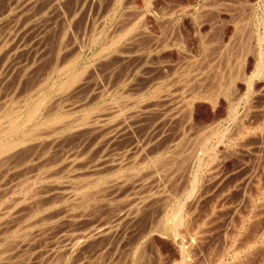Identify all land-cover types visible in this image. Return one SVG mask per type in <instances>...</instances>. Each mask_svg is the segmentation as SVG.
<instances>
[{"label":"rangeland","instance_id":"1","mask_svg":"<svg viewBox=\"0 0 264 264\" xmlns=\"http://www.w3.org/2000/svg\"><path fill=\"white\" fill-rule=\"evenodd\" d=\"M118 35L122 38L116 40ZM263 39L264 0H0V130L2 125H7L3 122H9L3 115L11 109V112L20 110L15 117L24 116L27 105L35 101L33 97L37 93L39 98H45L39 112L46 110L45 113L41 112L43 114L38 112L35 116L37 119L25 124L27 127L17 131L16 136L12 134L7 138H21L30 129L32 134H36L33 139L28 138L30 140L25 141L24 146L14 147L19 149L20 154L15 155L17 150L13 148L14 151L12 149L7 152L8 155L5 153L0 157V162L5 164L0 163V170L4 171H0V219L10 218L7 220L9 224L5 219L3 222L0 220V223L7 224H0V245H6V249L11 247L13 242L10 240L14 237L17 240L29 224L34 229H42L44 225L42 231L52 225L40 239L42 246L60 243L62 239L59 238L69 233V229L70 232L77 231L91 224L93 216H89L87 223L83 219L85 224L82 218L79 220L81 224L75 222L80 215L78 218L71 216L77 217L90 209L95 214H89L96 215L93 219H101L103 214L105 219L102 218V222L116 228L113 232L116 238L111 233V237L107 235L108 239L106 236L101 239L105 243L100 240L97 246L88 245L90 248L86 247V251H83V255L86 252L85 256H92L91 264H264V71L257 73L259 52L264 57ZM108 43L113 44L109 45L110 51H107ZM105 45L107 47H103ZM101 49L104 52L99 51ZM64 61L73 63L71 69L67 66L69 62L65 64ZM63 65L67 67L63 68ZM77 71L79 74L85 73L82 75L83 83H80L81 77L76 83L78 86L72 84L71 87L61 88L70 77V72ZM38 95L35 96L36 100L39 99ZM28 98L33 100L30 99V102ZM26 100L27 105L24 103ZM23 105L24 108L21 107ZM44 114L45 117L42 116ZM50 116H59V121L50 125L45 122L42 126L43 120ZM82 117L86 124L82 122ZM36 122H40L39 126ZM100 127L102 129L99 131ZM21 131L25 134H21ZM98 131H103L100 133L103 135L101 142L96 137L99 136ZM27 151L32 154H26ZM7 156L11 158H7L9 163L5 159ZM115 159L117 162H114ZM119 160L126 163L121 164L122 168ZM128 177L132 180L129 178L126 181ZM140 179L145 180L143 188ZM194 179L198 182L194 189L196 193L193 191L190 197L188 193ZM112 181L127 186V189L124 186L121 191L119 187L116 190L121 192L118 193L120 195L114 194V190L112 195L109 194L111 191L108 192L106 187L115 184ZM98 185L100 189H97ZM103 187L105 190H102ZM104 191L109 194L108 198L112 196L113 199L109 200ZM153 191H156V195ZM127 193L129 197L135 195L129 201H136L128 202ZM122 194L127 198V201L123 199L126 203L122 200ZM140 195L141 199L138 198ZM20 198H28V203ZM20 200L26 205L23 206ZM118 200L123 203L120 204ZM47 202L48 205H45ZM104 202L113 203L106 207ZM127 203H131L130 208L136 205L134 207L138 210L132 207L134 212L131 208L130 215L115 220L111 212L116 213L114 209L120 210ZM32 204H38L34 206L37 213ZM94 204L97 208L100 205L99 208H94ZM41 205L44 210L40 209ZM180 205L184 207L181 209ZM55 209L56 215L53 214ZM12 211L15 214H11ZM106 211L111 212L108 214ZM178 211H183L185 216L181 229L178 232L175 230L177 233L173 229V232L167 231L164 227H172V217ZM132 212L136 213L135 217ZM39 214L47 215L43 218ZM64 216L71 217H67V222L64 219V222ZM52 217L53 220L50 219ZM145 219H148V223ZM160 219L164 220L160 223ZM72 220L77 224H73ZM110 221L113 224L108 225ZM118 221H121L120 224ZM1 228L3 231L5 229V235ZM13 231L18 235H14ZM103 239L114 244L110 245ZM104 244L110 246L107 248ZM95 247L109 249L108 254L105 249L93 252ZM1 250L3 252L5 247H1ZM111 251L115 252L114 258L109 253ZM133 252L134 255L138 254L137 257L133 256ZM95 253L97 256H94Z\"/></svg>","mask_w":264,"mask_h":264},{"label":"bare ground","instance_id":"2","mask_svg":"<svg viewBox=\"0 0 264 264\" xmlns=\"http://www.w3.org/2000/svg\"><path fill=\"white\" fill-rule=\"evenodd\" d=\"M38 1V0H37ZM59 0H57V2H58ZM79 1V0H78ZM118 1V0H117ZM71 2V1H70ZM35 3V2H34ZM52 3V2H51ZM55 4V3H54ZM65 4V3H64ZM67 4V3H66ZM30 5V4H29ZM92 5V4H91ZM150 6V5H149ZM67 7V6H66ZM70 8V7H69ZM74 8V7H73ZM96 8V7H95ZM117 8V7H116ZM13 10V9H12ZM21 10V9H20ZM31 10V9H30ZM33 10H34V7H33ZM44 10V9H43ZM74 10V9H73ZM41 11V10H40ZM54 11V10H53ZM75 11V10H74ZM59 12V11H58ZM18 13V12H17ZM16 14V13H15ZM164 14V13H163ZM52 15H53V13H52ZM47 16V15H46ZM70 16V15H69ZM251 16V15H250ZM256 17V16H255ZM24 18V17H23ZM72 18V17H71ZM68 20V19H67ZM21 21V20H20ZM72 21V20H71ZM17 22H18V20H17ZM82 22V21H81ZM243 22H245V20L243 21ZM258 22V21H257ZM44 23V22H43ZM137 23H139V21L137 22ZM247 23V22H246ZM13 24V23H12ZM17 24V23H16ZM21 24V23H20ZM131 24V23H130ZM136 24V23H135ZM258 24V23H257ZM61 25V24H60ZM69 25V24H68ZM128 25V24H127ZM158 25V24H157ZM33 26V25H32ZM49 26V25H48ZM139 26H140V24H139ZM135 27V26H134ZM141 27V26H140ZM11 28V27H10ZM73 29V28H72ZM120 29H123V28H120ZM160 29V28H159ZM244 29H245V27H244ZM13 30V29H12ZM25 30V29H24ZM40 30V29H39ZM126 32H127V30L126 29H124ZM124 30H123V32H124ZM140 30H142V29H140ZM144 30V29H143ZM250 30V29H249ZM117 31V30H116ZM122 31V30H121ZM159 31V30H158ZM65 32V31H64ZM141 32V31H140ZM4 33V32H3ZM78 33V32H77ZM146 33V32H145ZM243 33V32H242ZM18 34V33H17ZM124 34V33H123ZM123 34H121V35H123ZM135 34V33H134ZM246 34V33H245ZM10 35V34H9ZM91 35H93V34H91ZM120 35V36H121ZM136 35V34H135ZM5 36V35H4ZM246 36V35H245ZM6 37V36H5ZM4 37V38H5ZM123 37H124V35H123ZM95 38V37H94ZM114 38V37H113ZM122 38V36L119 38V35H118V38H116V40H118V39H121ZM127 38H129V37H127ZM133 38V37H132ZM2 39V38H1ZM74 39V38H73ZM173 39V38H172ZM3 40V39H2ZM5 41H7L6 39H4ZM90 40H95V39H90ZM4 41V42H5ZM208 41V40H207ZM261 41H264V39L263 40H261ZM65 42V41H64ZM73 42V41H72ZM126 42V41H125ZM149 42H150V40H149ZM164 42V41H163ZM7 43V42H6ZM5 43V44H6ZM102 43V42H101ZM113 43V42H112ZM112 43H108V48H109V50H107V51H110V46H113V44ZM137 43V42H136ZM1 44V43H0ZM5 44H4V46H5ZM111 44V45H110ZM258 44V43H257ZM256 44V45H257ZM107 45V44H106ZM103 46V47H107V46ZM110 45V46H109ZM2 46V45H1ZM66 47V46H65ZM152 47H154V46H152ZM156 47V46H155ZM154 47V48H155ZM261 47V46H260ZM101 48V47H100ZM2 49V48H1ZM81 49V48H80ZM103 50H106V49H104V48H102ZM99 50V51H103V50ZM129 50V49H128ZM242 50V49H241ZM247 50H250V49H247ZM151 51V50H150ZM207 51V50H206ZM246 51V50H245ZM104 52V51H103ZM264 52V51H263ZM78 53V52H77ZM100 53H102V52H100ZM99 53V54H100ZM258 53V52H257ZM96 54V53H95ZM94 54V55H95ZM105 54V53H104ZM71 55V54H70ZM76 55V54H75ZM112 55V54H111ZM114 55V54H113ZM206 55V54H205ZM101 56V55H100ZM107 56V55H106ZM69 58V57H68ZM74 58V57H73ZM79 58V57H78ZM126 58V57H125ZM227 58V57H226ZM241 58V57H240ZM239 58V59H240ZM76 61V60H75ZM65 62V61H64ZM69 62V61H68ZM68 62H65V64L66 63H68ZM152 62V61H151ZM61 63V62H60ZM242 63V62H241ZM73 63L72 62H69V64L67 65V66H69L68 68H70L71 69V65H72ZM123 64V63H122ZM243 65V64H242ZM64 66L65 65H63L62 67L64 68ZM67 66H65V67H67ZM87 66V65H86ZM89 66H91V65H89ZM138 66V65H137ZM52 67V66H51ZM60 68L61 70L63 69V68ZM78 67V66H77ZM88 67V66H87ZM232 67V66H231ZM242 67V66H241ZM76 68V67H75ZM84 68V67H83ZM82 68V69H83ZM59 68H58V70H60ZM161 69V68H160ZM66 70V69H65ZM1 71V70H0ZM63 71V70H62ZM71 71H73V70H71ZM74 71H75V69H74ZM264 71V57H262V53H260L259 52V61L257 62V73L259 74V73H262ZM79 72H82V70H79ZM122 72V71H121ZM31 73V72H30ZM59 73H62V72H59ZM94 73V72H93ZM70 74L71 75H69L70 77L68 78V80L67 81H65L62 85H61V83H60V87L61 88H63V87H65L66 88V86H70V85H72V84H76V83H78L79 82V79L82 77V75L83 74H85V73H78V71H77V73H71L70 72ZM112 74V73H111ZM233 74V73H232ZM235 74H236V72H235ZM264 73H262V75H263ZM28 75V74H27ZM80 75V76H79ZM253 75V74H252ZM67 76V75H66ZM89 76V75H88ZM123 76V75H122ZM199 76V75H198ZM59 77V76H58ZM84 77H85V75H84ZM126 77V76H125ZM248 77H249V75H248ZM251 77V76H250ZM252 78H253V76H252ZM252 78H250V79H252ZM82 79V80H81ZM80 79V83H83L82 81H83V77ZM88 79V78H87ZM123 79H125V78H123ZM38 80V79H37ZM93 80V79H92ZM196 80V79H195ZM197 81V80H196ZM200 81V80H199ZM231 81V80H230ZM87 82V81H86ZM31 83V82H30ZM46 83V82H45ZM88 83V82H87ZM111 83V82H110ZM133 83V82H132ZM89 84V83H88ZM230 84V83H229ZM248 84H250V83H248ZM32 85V84H31ZM79 85V84H78ZM77 84H76V86H78ZM81 85V84H80ZM84 85V84H83ZM196 85V84H195ZM206 85H207V83H206ZM221 85V84H220ZM227 85V84H226ZM58 86V85H57ZM26 87V86H25ZM55 87V86H54ZM71 87V86H70ZM74 87V86H73ZM72 87V88H73ZM83 87V86H82ZM82 87H81V89H82ZM201 87V86H200ZM215 87V86H214ZM35 88V87H34ZM38 88V87H37ZM51 88V87H50ZM61 88H59V89H61ZM64 88V89H65ZM71 88V89H72ZM77 88V87H76ZM122 88V87H121ZM58 89V88H57ZM56 89V90H57ZM67 89H68V87H67ZM67 89H66V91H67ZM81 89H77V90H81ZM106 89V88H105ZM198 89V88H197ZM218 89V88H217ZM76 90V89H75ZM76 90V91H77ZM205 90V89H204ZM203 90V91H204ZM215 90V89H214ZM103 91V90H102ZM217 91V90H216ZM250 91V90H249ZM56 92V91H55ZM93 92V91H92ZM98 92H100V91H98ZM115 92V91H114ZM215 92V91H214ZM30 93V92H29ZM54 93V92H53ZM68 93V92H67ZM103 93V92H102ZM101 93V94H102ZM211 93V92H210ZM39 93H37L35 96H37ZM43 94V93H42ZM28 95V94H27ZM68 95V94H67ZM94 95V94H93ZM16 96V95H15ZM25 96V95H24ZM23 96V97H24ZM33 97V98H35L34 100V102L32 101L33 99L32 98H30V99H32V100H30L29 98L27 99V100H30V105L28 104V102H27V100L26 101H24V103L26 102V105L28 106L27 107V109H26V111H24L25 113H24V116L23 115H17L16 117H15V113H17V112H20V110L18 111H13L12 110V112H11V109H10V111H8L7 113H5L3 116L5 117V115H6V117L8 118V120H9V122H3V121H1V122H3L4 124H7V125H5V126H3L2 124V129L0 130V157L2 156V155H4L5 153H6V155H8V153L7 152H9V151H11L14 147L15 148H18L17 146H21V144H23V146L25 145L24 143H25V141H27V140H30V139H28V138H32L33 137V135H36V134H32L33 132L31 131V129H30V131H28V132H30V133H28L27 131H26V134L24 135L23 133H22V131L24 132V130H22L21 131V134H23L24 136L22 137V135H21V138H16V139H14V138H9V140L7 139L10 135H14L17 131H20L21 129H22V127H24L25 126V128L27 127L25 124H27L28 122L30 123L31 121H33V120H36L37 118L35 117L37 114H38V112L40 111V108L42 107V106H44V105H42L43 104V102L45 103V98H43V96L42 97H40L39 98V95H38V98L39 99H37L36 100V98L37 97ZM77 96V95H76ZM99 96V95H98ZM168 96V95H167ZM212 96V95H211ZM26 97V96H25ZM155 97V96H154ZM153 97V98H154ZM191 97V96H190ZM201 97H203V96H201ZM224 97V96H223ZM216 98V97H215ZM72 99V98H71ZM76 99V98H75ZM172 99V98H171ZM192 99V98H191ZM7 101V100H6ZM17 101V100H16ZM76 101V100H75ZM82 102H85V101H83L82 100ZM107 102V101H106ZM23 103V104H24ZM50 103V102H49ZM114 103L116 104V102L114 101ZM190 103V102H189ZM5 104H7V103H5ZM82 104V103H81ZM176 104V103H175ZM11 105V104H10ZM46 105V104H45ZM57 105V104H56ZM74 105V104H73ZM85 105H86V103H85ZM189 105V104H188ZM4 106H6V105H4ZM24 106L25 105H23V106H21V107H23L24 108ZM50 106V105H49ZM67 106V105H66ZM72 106V105H71ZM210 106V105H209ZM56 107V106H55ZM55 107H54V110H55ZM116 107V106H115ZM122 107V106H121ZM133 107V106H132ZM138 107V106H137ZM144 107V106H143ZM148 107V106H147ZM146 107V108H147ZM170 107V106H169ZM188 107V106H187ZM214 107V106H213ZM5 108V107H4ZM3 108V109H4ZM14 108V107H13ZM17 108V107H16ZM117 108V107H116ZM145 108V109H146ZM215 108V107H214ZM17 109H19V108H17ZM43 109H44V107H43ZM68 109V108H67ZM71 109V108H70ZM141 109V108H140ZM188 109H189V107H188ZM9 110V109H8ZM25 110V109H24ZM50 110H53V109H50ZM53 110V111H54ZM108 110V109H107ZM121 110V109H120ZM164 110V109H163ZM7 111V110H6ZM43 111V110H42ZM41 111V112H42ZM44 111H46V110H44ZM43 111V112H44ZM53 111H51V112H53ZM87 111H88V109H87ZM89 111H91V110H89ZM105 111V110H104ZM103 111V112H104ZM141 111V110H140ZM189 111H190V109H189ZM23 112V111H22ZM41 112H39V113H41ZM50 112V111H49ZM48 112V113H49ZM113 112V111H112ZM136 112V111H135ZM144 112V111H143ZM166 112V111H165ZM176 112V111H175ZM45 113V112H44ZM138 113V112H137ZM41 114H43V113H41ZM41 114H40V116H41ZM54 114V113H53ZM58 114H60L61 115V113H58ZM85 115H86V113H84ZM98 114V113H97ZM188 114V113H187ZM0 115H1V113H0ZM48 116H49V114H47ZM46 115V116H47ZM51 115V114H50ZM84 115V116H85ZM39 116V115H38ZM37 116V117H38ZM42 116H44L45 117V114L44 115H42ZM87 116V115H86ZM85 116V118L87 119V117ZM91 116V115H90ZM90 116H89V118H90ZM117 116V115H116ZM131 116H133V115H131ZM130 116V117H131ZM5 117V118H6ZM59 117V116H58ZM57 116H50V117H48V119L47 118H45L43 121L44 122H42L41 123V125L42 124H44L45 122H46V124L47 123H49V125L51 124V122H58L59 121V118H58ZM62 117V116H61ZM64 117V116H63ZM95 117H97V115L95 116ZM104 117V116H103ZM166 117V116H165ZM6 118V119H7ZM36 118V119H35ZM42 118V117H41ZM40 118V119H41ZM83 118V117H82ZM99 118V117H98ZM98 118H96V119H98ZM4 119V118H3ZM40 119H38V121L40 120ZM76 119V118H75ZM94 119V118H93ZM117 119V118H116ZM42 120H40V121H42ZM57 120V121H56ZM77 120V119H76ZM88 120V119H87ZM104 120V119H103ZM4 121H5V119H4ZM37 121V122H38ZM68 121V120H67ZM80 121V120H79ZM90 121H92V120H90ZM95 121V120H94ZM93 121V123H94V127L95 128H97L98 126L96 125L95 126V122ZM36 122V123H37ZM82 122H84V124H86L85 122H86V120H84V118H83V120H82ZM81 122V123H82ZM96 122H97V120H96ZM40 123V122H39ZM39 123H37L38 124V126H39ZM90 123V122H89ZM99 123V122H98ZM243 123V122H242ZM31 124V123H30ZM239 124V123H238ZM41 125H40V127H41ZM56 125V124H55ZM72 125V124H71ZM77 125V124H76ZM91 125H93V124H91ZM98 125H100V124H98ZM35 124L33 123V127H34V129H35ZM43 126V125H42ZM44 126H47V125H44ZM30 126H28V128H29ZM32 127V128H33ZM83 127H85V126H83ZM103 128H104V126H102ZM106 128H107V125L105 126ZM31 128V127H30ZM54 128V127H53ZM87 128V127H86ZM106 128H104V130L106 129ZM44 129V128H43ZM66 129V128H65ZM93 129V128H92ZM100 129H102L101 127L99 128V131H100ZM110 129V128H109ZM112 129V128H111ZM55 130V129H54ZM81 130V129H80ZM84 130H86V131H89V130H91L90 128H89V130L88 129H84ZM37 131H38V129H37ZM99 131H98V135L100 136H96V137H98L99 138V140L100 139H102L103 138V135L101 136L100 135V133H102L103 131H101L100 133H99ZM36 132V131H35ZM34 132V133H35ZM85 132V131H84ZM105 132V131H104ZM107 132V131H106ZM222 132V131H221ZM224 132V131H223ZM262 132V131H261ZM20 133V132H19ZM38 133H39V131H38ZM80 133V132H79ZM86 134H87V132H85ZM84 133V134H85ZM91 133V132H90ZM96 133V135H97V131L95 132ZM83 134V135H84ZM108 134V133H107ZM111 134V133H110ZM164 134V133H163ZM208 134V133H207ZM20 135V134H19ZM76 135V134H75ZM81 135V134H80ZM88 135H89V132H88ZM88 135H85L86 137L88 136ZM105 135V134H104ZM139 135V134H138ZM205 135V134H204ZM214 135V134H213ZM15 136H16V134H15ZM14 136V137H15ZM73 136H74V134H73ZM77 136V135H76ZM106 136V135H105ZM104 136V137H105ZM114 136V135H113ZM13 137V136H12ZM35 137V136H34ZM61 137V136H60ZM71 137V136H70ZM85 137V138H86ZM94 137V136H93ZM200 137V136H199ZM260 137V136H259ZM38 138H40V136H38ZM84 138V139H85ZM33 139V138H32ZM31 139V140H32ZM35 140L37 139V138H34ZM48 139V138H47ZM55 139V138H54ZM58 139V138H57ZM63 139V138H62ZM108 139V138H107ZM40 140H41V138H40ZM96 140H98L97 138L95 139V141ZM104 140V139H103ZM106 140V139H105ZM110 140V139H109ZM113 140V139H112ZM207 140V139H206ZM240 140V139H239ZM33 141V140H32ZM38 141V140H37ZM42 142H43V140H41ZM86 141V140H85ZM87 141H88V139H87ZM94 141V142H95ZM102 140H100V142H101ZM145 141V140H144ZM28 142V141H27ZM82 142V141H81ZM96 142H98V141H96ZM95 142V143H96ZM31 143V142H30ZM83 143H84V141H83ZM86 143V142H85ZM131 143V142H130ZM144 143V142H143ZM103 144H104V142H103ZM207 144V143H206ZM42 145H43V143H42ZM42 145H40V146H42ZM84 145V144H83ZM92 145V144H91ZM96 145H97V143H96ZM105 145V144H104ZM124 145V144H123ZM148 145V144H147ZM20 146H19V148H20ZM37 146V145H36ZM40 146L38 147V148H40ZM49 146V145H48ZM52 146H53V144H52ZM82 146V145H81ZM120 146V145H119ZM29 147V146H28ZM44 148H45V146H43ZM43 147H42V149H43ZM83 147V146H82ZM145 147V146H144ZM14 148V149H15ZM22 148V147H21ZM25 148H26V146H25ZM37 148V147H36ZM35 148V149H36ZM48 148V147H47ZM56 148V147H55ZM87 148H89L88 146H87ZM94 148V147H93ZM162 148V147H161ZM160 148V149H161ZM14 149H13V151H14ZM23 149V148H22ZM20 150V151H23V150ZM31 149H33V147L31 148ZM66 149V148H65ZM78 149H79V147H78ZM85 149V148H84ZM156 149V148H155ZM169 149V148H168ZM15 150H17L16 152L17 153H15V155L16 154H20V152L18 153V150L19 149H15ZM52 150V149H51ZM129 150V149H128ZM138 150V149H137ZM202 150V149H201ZM50 151V150H49ZM141 151V150H140ZM139 151V152H140ZM147 151V150H146ZM45 152V151H44ZM121 152V151H120ZM142 152H143V150H142ZM154 152V151H153ZM12 153V155H13V152H11ZM29 153V151H27V153L26 154H28ZM31 153V152H30ZM29 153V154H30ZM110 153V152H109ZM108 153V154H109ZM135 153H136V151H135ZM141 153V152H140ZM32 154V153H31ZM45 154V153H44ZM118 154V153H117ZM143 154V153H142ZM167 154V153H166ZM23 156L25 155V153L24 154H22ZM21 155V156H22ZM48 155V154H47ZM139 155H141V154H139ZM18 156H20V155H18ZM32 156V155H31ZM42 156H46V155H42ZM145 156V155H144ZM147 156V155H146ZM208 156V155H207ZM215 156V155H214ZM11 157V156H10ZM30 157V156H29ZM100 157V156H99ZM102 157H103V155H102ZM137 157V156H136ZM153 157V156H152ZM216 157V156H215ZM5 158V157H4ZM3 158V159H4ZM7 158H9L8 156L5 158L6 160H8ZM13 158V157H12ZM27 158V157H26ZM39 158V157H38ZM58 158V157H57ZM135 158V157H134ZM139 157H137V159H138ZM144 158V157H143ZM142 158V159H143ZM162 158V157H161ZM213 158V157H212ZM211 158V159H212ZM1 159V158H0ZM2 159V160H3ZM10 160H11V158H9ZM17 159V158H16ZM28 159V158H27ZM30 159V158H29ZM28 159V160H29ZM47 159V158H46ZM64 159V158H63ZM103 159V158H102ZM122 159V158H121ZM132 159V158H131ZM141 159V160H142ZM198 159V158H197ZM36 160V159H35ZM75 160V159H74ZM99 160H101V159H99ZM116 160V159H115ZM141 160H139V161H141ZM150 160H151V158H150ZM162 160V159H161ZM165 160V159H164ZM209 160H210V158H209ZM213 160H214V158H213ZM26 161V160H25ZM49 161V160H48ZM47 161V162H48ZM120 161V160H119ZM119 161H118V163H119ZM124 161V160H123ZM127 161V160H126ZM131 161V160H130ZM130 161H129V164H130ZM135 161V160H134ZM6 162H10L9 160L8 161H6ZM24 162V161H23ZM38 162H40V161H38ZM37 162V163H38ZM114 162H117V160L116 161H114ZM114 162L112 161V166L114 165ZM121 163H120V166H121V164L123 165V163L124 162H122V161H120ZM137 162V161H136ZM213 162H215V161H213ZM1 163V162H0ZM15 163V162H14ZM27 163V162H26ZM30 163V162H29ZM46 163V162H45ZM135 163V162H134ZM153 163V162H152ZM179 163V162H178ZM1 164H3V166L5 165L4 163H1ZM13 164V163H12ZM19 164V163H18ZM18 164H16V165H18ZM21 164V163H20ZM25 164V163H24ZM41 164V163H40ZM100 164V163H99ZM103 164V163H102ZM110 164V165H111ZM126 163H124V165H125ZM128 164V163H127ZM138 164V163H137ZM150 164V163H149ZM203 164V163H202ZM106 165V164H105ZM104 165V166H105ZM159 165V164H158ZM1 166V165H0ZM11 166V165H10ZM10 166H9V168H10ZM40 166V165H39ZM115 166H117V164H115ZM160 166V165H159ZM165 166V165H164ZM167 166V165H166ZM208 166V165H207ZM103 167V166H102ZM118 167H119V165H118ZM129 167V166H128ZM6 168H8V167H6ZM89 168H90V166H89ZM108 168V167H107ZM116 168V167H115ZM120 168H122V166L120 167ZM141 168V167H140ZM143 168V167H142ZM168 168V167H167ZM170 168V167H169ZM263 168V167H262ZM0 169H1V167H0ZM119 169V168H118ZM138 169V168H137ZM149 169V168H148ZM165 169V168H164ZM171 169V168H170ZM253 169V168H252ZM4 170H5V172L7 171L5 168H4ZM17 170V169H16ZM52 170V169H51ZM96 170H98V169H96ZM150 170V169H149ZM148 170V171H149ZM160 170H161V168H160ZM167 170V169H166ZM256 170V169H255ZM1 171V170H0ZM103 171V170H102ZM144 171V170H143ZM151 171V170H150ZM155 171H156V169H155ZM1 172H3L4 173V171H1ZM0 172V173H1ZM26 172V171H25ZM135 172V171H134ZM145 172V171H144ZM158 172V171H157ZM165 172V171H164ZM198 172V171H197ZM250 172V171H249ZM11 173V172H10ZM118 173H119V170H118ZM160 173V172H159ZM161 173H163V172H161ZM169 173V172H168ZM172 173H176V172H172ZM171 173V174H172ZM23 174V173H22ZM122 174V173H121ZM131 174V173H130ZM136 174H140V173H136ZM135 173H134V175H136ZM146 174V173H145ZM164 174V173H163ZM162 174V175H163ZM170 174V175H171ZM46 175V174H45ZM115 175H116V173H115ZM125 175H126V173H125ZM131 175H133V174H131ZM131 175H129V176H131ZM159 175V174H158ZM166 175H167V173H166ZM205 175V174H204ZM255 175H256V173H255ZM264 175V174H263ZM114 176V175H113ZM119 176V175H118ZM138 176V175H137ZM140 177H142L141 175H139ZM147 176V175H146ZM169 176V175H168ZM167 176V177H168ZM258 176V175H257ZM38 177V176H37ZM100 177V176H99ZM108 177V176H107ZM111 177H112V175H111ZM125 177V176H124ZM133 177V176H132ZM135 178H136V176H134ZM143 177H145L144 176V174H143ZM161 177V176H160ZM261 177V176H260ZM96 178V177H95ZM109 178V177H108ZM107 178V180H109ZM114 178H117V177H114ZM113 178V179H114ZM130 177H128V178H126V181L128 180H130L129 179ZM135 178H133V180L135 179ZM156 178V177H155ZM162 178V177H161ZM169 178V177H168ZM167 178V179H168ZM196 178V177H195ZM252 178V177H251ZM257 178V177H256ZM87 179V178H86ZM97 179V178H96ZM111 179V178H110ZM118 179H119V177H118ZM117 179V180H118ZM122 178H120V180H121ZM137 179H138V177H137ZM145 179V178H144ZM146 179H147V177H146ZM171 179V178H170ZM173 179V178H172ZM53 180H55V179H53ZM132 180V179H131ZM154 180V179H153ZM246 180V179H245ZM94 181V180H93ZM99 181L101 182V183H103L100 179H99ZM104 181V180H103ZM121 181H123V179L121 180ZM145 180H143V179H140V182H142L141 184H143V186H142V188L144 187V182ZM173 181V180H172ZM179 181V180H178ZM258 181V180H257ZM261 181V180H260ZM99 182V185L101 184ZM104 182H106V181H104ZM109 182H111L110 180H109ZM108 181L106 182L107 184L109 183ZM113 183H115L114 181H112ZM118 182V181H117ZM124 182V181H123ZM133 182H135V181H133ZM137 182V181H136ZM147 182V181H146ZM161 182H163L162 181V179H161ZM175 182V181H174ZM251 182H252V180H251ZM263 182V181H262ZM120 183V182H119ZM178 183V182H177ZM183 183V182H182ZM198 182H197V180L196 179H194V181L192 182V184H191V187H190V190H189V188L187 189V191L189 190V193H188V195H190V197L192 196V193H194L195 191H194V189L196 188L195 186H196V184H197ZM246 183V182H245ZM98 184V183H97ZM121 184V183H120ZM128 184V183H127ZM132 184V183H131ZM138 185H140L139 184V182L137 183ZM146 184V183H145ZM172 184V183H171ZM83 185V184H82ZM99 185H98V187H97V189L99 188L100 189V187H99ZM123 185V184H122ZM133 185V184H132ZM136 186V187H139V186ZM166 185V184H165ZM168 185V184H167ZM182 185V184H181ZM202 185V184H201ZM247 185V184H246ZM249 185V184H248ZM258 185V184H257ZM97 185H95L94 187H96ZM105 186V185H104ZM125 186V185H124ZM124 186H121V185H119L118 183H115V184H113V185H111V186H109V187H106L107 189V191L108 192H110L109 194H111L112 195V191L114 190V194H115V192L118 194L119 192H117V190L116 189H118L119 187H121L120 188V190L122 189V187H124ZM160 186H162V185H159V187ZM186 186V185H185ZM241 186V185H240ZM56 187V186H55ZM58 187V186H57ZM93 187V188H94ZM131 187V186H130ZM136 187H134L135 189H137ZM140 187H141V185H140ZM147 187V186H146ZM158 187V186H157ZM235 187V186H234ZM33 188V187H32ZM36 188V187H35ZM41 188V187H40ZM87 188V187H86ZM93 188H92V190H93ZM104 189H102V190H105V187H103ZM131 188H133V186L131 187ZM261 188V187H260ZM45 189V188H44ZM56 189V188H55ZM125 189H127V186H125ZM134 189V190H135ZM264 189V188H263ZM34 190V189H33ZM48 190V189H47ZM82 190V189H81ZM102 190H98V191H102ZM116 190V191H115ZM124 190V189H123ZM130 190H133V189H130ZM141 190V189H140ZM184 190V189H183ZM185 190H186V188H185ZM196 190V189H195ZM244 190V189H243ZM243 190H242V192H243ZM247 190V189H246ZM35 191V190H34ZM38 191V190H37ZM91 190H89V192H90ZM94 191V190H93ZM96 192H98L97 190H95ZM107 191H104V193H107ZM122 191V190H121ZM125 191V190H124ZM136 191V190H135ZM134 191V192H135ZM143 191V190H142ZM160 191V190H159ZM194 191V192H193ZM33 192V191H32ZM45 192V191H44ZM43 192V193H44ZM48 192V191H47ZM74 192V191H73ZM87 192V191H86ZM88 192V193H89ZM96 192L94 193V194H96ZM127 192V191H126ZM125 192V193H126ZM129 192V191H128ZM154 192H156V191H153V193ZM244 192H245V190H244ZM260 192V191H259ZM60 193V192H59ZM78 193V192H77ZM87 193V194H88ZM91 193V192H90ZM100 193V192H99ZM121 193V192H120ZM141 193V192H140ZM147 193V192H146ZM150 193V192H149ZM196 193V192H195ZM36 194V193H35ZM92 194V193H91ZM109 194L107 193V198L109 197ZM129 193H127L126 195H128ZM243 194V193H242ZM246 194V193H245ZM28 195H31V194H28ZM32 195H34V193L32 194ZM46 195V194H45ZM74 195V194H73ZM90 195V194H89ZM102 195H103V192H102ZM105 195V194H104ZM118 195H120V194H118ZM130 195V194H129ZM129 195H128V197H129ZM154 195H156L155 193H154ZM255 195V194H254ZM41 196V195H40ZM98 196V195H97ZM97 196H95V197H97ZM121 196H123V194L121 195ZM132 196V195H131ZM131 196L128 198V202H131V201H133V200H131V201H129V199L131 198ZM133 196H135V195H133ZM132 196V197H133ZM142 195H140V196H138V198L139 197H141ZM145 195H143V197H144ZM149 196V195H148ZM153 196V195H152ZM160 196V195H159ZM185 196H187L186 194H185ZM246 196V195H245ZM244 196V197H245ZM263 196V195H262ZM34 197V196H33ZM50 197V196H49ZM67 197V196H66ZM94 197V196H93ZM92 197V198H93ZM117 197H119V196H117ZM124 197V196H123ZM37 198V197H36ZM47 198V197H46ZM68 198V197H67ZM70 198V197H69ZM81 198H82V196H81ZM80 198V199H81ZM106 198V197H105ZM107 198H106V200H107ZM115 198V197H114ZM142 198V197H141ZM141 198H139V199H141ZM145 198V197H144ZM151 198V197H150ZM164 198V197H163ZM170 198V197H169ZM168 198V200H170ZM248 198V197H247ZM20 199H22V198H20ZM54 199V198H53ZM61 199V198H60ZM104 199V198H103ZM109 200H111V199H113L112 198V196H111V199L110 198H108ZM125 200L126 199V201H127V198L126 197H124V198H122V200ZM137 199V198H136ZM138 199V200H139ZM148 199V198H147ZM165 199V198H164ZM188 199V198H187ZM251 199V198H250ZM263 199V198H262ZM261 199V200H262ZM22 200H24L25 201V203H26V201H28V198H27V200H25V199H22ZM35 200V199H34ZM38 200V199H37ZM77 200V199H76ZM79 200V199H78ZM82 200V199H81ZM80 200V201H81ZM98 200V199H97ZM106 200H105V202H106ZM123 200V201H124ZM144 200V199H143ZM159 200V199H158ZM30 201V200H29ZM53 201V200H52ZM57 201V200H56ZM75 201V200H74ZM73 201V202H74ZM79 201V202H80ZM98 201H101L100 199L98 200ZM119 201V200H118ZM118 201H115V203H117ZM123 201H119V203L121 204V203H123ZM126 201H124L125 203H126ZM134 201H136V200H134ZM133 201V202H134ZM185 201V200H184ZM244 201V200H243ZM19 202H21V200L19 201ZM46 202V201H45ZM51 202V201H50ZM94 202H96V201H94ZM102 202V201H101ZM104 202V203H105ZM138 202V201H137ZM136 202V203H137ZM150 202H152V201H150ZM170 202H171V200H170ZM191 202V201H190ZM258 202V201H257ZM16 203H18V202H16ZM22 203V205L23 204H25V203H23V202H21ZM28 203V202H27ZM26 203V204H27ZM31 203V202H30ZM33 203V202H32ZM37 203V202H36ZM62 203V202H61ZM81 203V202H80ZM79 203V204H80ZM113 203V202H112ZM112 203H110V204H112ZM124 203V204H125ZM25 204V205H26ZM34 204H35V201H34ZM51 204H53V203H51ZM51 204H49L50 205V207H51ZM55 204H56V202H55ZM59 204V203H58ZM81 204H85V203H81ZM91 204H92V202H91ZM90 204V205H91ZM96 204V203H95ZM94 204V205H95ZM101 204V203H100ZM107 204H109V203H105V205H106V207L108 206ZM109 204V207L111 206ZM118 204V203H117ZM120 204L118 205V206H120ZM135 204V203H134ZM146 204V203H145ZM149 204V203H148ZM19 205H20V203H19ZM25 205H23V206H25ZM31 205V204H30ZM33 205V204H32ZM43 205V204H42ZM41 205V208L40 209H42L43 208V206ZM45 205H48V202H47V204H45ZM57 205V204H56ZM55 205V206H56ZM76 205H77V203H76ZM87 205V204H86ZM85 205V206H86ZM102 205V204H101ZM116 205V204H115ZM151 205V204H150ZM164 205H166L165 203H164ZM167 205H168V203H167ZM178 206H179V204H177ZM18 206V205H17ZM34 206H38V204L37 205H33V207ZM54 206V205H53ZM52 206V207H53ZM68 206H69V201H68ZM79 206V205H78ZM84 206V207H85ZM100 206V205H99ZM99 206H98V208H99ZM114 205H112V207H113ZM122 207H123V205H121ZM130 206H131V203H130V205L127 203V206L125 205V207H123V208H121L120 210H115L114 209V211L116 212V213H114V212H111V213H113L112 215H114V219L116 220V219H123V217H125V216H127V215H130L131 213H129L130 211H129V209H131L132 207H136V205H132V207L130 208ZM139 206V205H138ZM144 206V205H143ZM175 206V205H174ZM190 206H192V205H190ZM16 207V206H15ZM20 207V206H19ZM28 207H30L29 205H28ZM28 207H26L27 209H28ZM46 207V206H45ZM48 207V206H47ZM60 207V206H59ZM63 207V206H62ZM65 207H67V204H66V206ZM102 207V206H101ZM103 207H104V205H103ZM106 207H105V209H106ZM134 207V209H137V208H135ZM180 207H181V209H182V207H184L183 205H180ZM248 207H250V206H248ZM261 207V206H260ZM24 208V207H23ZM22 208V209H23ZM35 208L36 207H34L33 208V210L36 212V210H35ZM49 208V207H48ZM57 208H58V205H57ZM56 208V209H57ZM71 208V207H70ZM72 208H74V207H72ZM78 208V207H77ZM94 208H97V205H95L94 206ZM97 208V209H98ZM114 208H116V207H114ZM143 207H141V209H142ZM146 208V207H145ZM163 208V207H162ZM161 208V209H162ZM166 208V207H165ZM176 208V207H175ZM246 208V207H245ZM47 209V208H46ZM45 209V210H46ZM56 209L53 211V214H54V212H56ZM64 209V208H63ZM67 209V208H66ZM81 209H82V207H81ZM86 209V208H85ZM91 209H93L92 207H91ZM103 209V208H102ZM107 209H110V208H107ZM113 209V208H112ZM119 209V208H118ZM133 208H132V211L134 210ZM158 209V208H157ZM167 209V208H166ZM173 209H174V207H173ZM187 209H189V208H187ZM21 210V209H20ZM24 210V209H23ZM32 210V211H33ZM43 210H44V208H43ZM42 210V211H43ZM57 210H59V209H57ZM65 210V209H64ZM89 210V211H88ZM94 210V209H93ZM138 210V209H137ZM137 210H135L136 212H137ZM147 210V209H146ZM170 210H172V209H170ZM179 210H180V208H179ZM190 210V209H189ZM201 210V209H200ZM260 210V209H259ZM38 211H40V210H38ZM48 211H50V210H48ZM51 211H52V209H51ZM66 211V210H65ZM64 211V212H65ZM92 211V210H91ZM90 211V209H86L84 212H82L81 214H78L77 215V217H75L74 215H71V216H73L74 218H78V216H79V218L78 219H76V221L75 222H80V224H81V221H79L80 220V218H82L81 220L83 221V224H85L84 223V220L83 219H86L85 221H86V223L88 222L87 221V219L89 218V216H93L94 218H95V216L93 215V214H95V213H93V212H91ZM156 211V210H155ZM173 211V210H172ZM175 211H177V209L175 210ZM194 211V210H193ZM10 212V211H9ZM9 212H7V213H9ZM13 212V211H12ZM29 212H30V210H29ZM41 212V211H40ZM39 212V213H40ZM59 212V211H58ZM62 212H63V210H62ZM70 212H72V211H70ZM89 212H91V213H93V214H89ZM94 212H96V209H95V211ZM107 212V211H106ZM110 212H107L108 214L110 213ZM134 212V211H133ZM132 212V213H133ZM154 212V211H153ZM158 212V211H157ZM166 212V211H165ZM183 211H178L176 214H175V216H173L172 218H173V221L171 222V220H170V222L172 223V227H167V226H165L164 228L167 230V231H169V230H178L182 225H183V223H184V213H182ZM233 212H235V211H233ZM236 212H238V211H236ZM255 212V211H254ZM18 213V212H17ZM27 213V212H26ZM26 213H23L24 215L26 214ZM33 213V212H32ZM37 213V212H36ZM44 213V212H43ZM42 213V214H43ZM104 213V212H103ZM129 213V214H128ZM142 213V212H141ZM162 213V212H161ZM172 213V212H171ZM170 213V214H171ZM4 214V213H3ZM10 214V213H9ZM11 214H15V211L13 212V213H11ZM27 214H29V213H27ZM48 214H51V213H48ZM62 214V213H61ZM72 214H74V213H72ZM105 214V213H104ZM107 214V215H108ZM136 214V213H135ZM135 214L133 213V215H134V217H135ZM139 213H137V215H138ZM149 214H151V213H149ZM164 214V213H163ZM187 214H188V212H187ZM239 214H241V213H239ZM253 214V213H252ZM1 215V214H0ZM30 215H31V213H30ZM36 215V214H35ZM39 215H41V214H39ZM39 215H38V217H39ZM46 215L47 214H45V216H43V215H41V216H43V218L45 217L46 218ZM52 215V214H51ZM54 215H56V214H54ZM53 215V216H54ZM64 215V214H63ZM67 215H70V213L69 214H67ZM76 215V214H75ZM106 215V216H107ZM136 215V216H137ZM148 215V214H147ZM146 215V216H147ZM169 215V214H168ZM173 215V214H172ZM248 215V214H247ZM4 216V215H3ZM9 217V215L8 214H6V217ZM12 216V215H11ZM37 216V215H36ZM40 216V217H41ZM59 216V215H58ZM71 216H67L68 218L69 217H71ZM103 216V217H102ZM102 218H104L105 219V217H104V215L102 214ZM142 216V215H141ZM190 216V215H189ZM15 217V216H14ZM33 217V216H32ZM38 217H36V219L39 221V219H38ZM51 217V216H50ZM55 217H57V216H55ZM64 217H66V216H64ZM67 217L66 218H63V221H64V219H65V221L67 222ZM93 217H92V221L94 222V223H92V221H90L91 222V224H89L88 226H86V227H83V228H81V226H80V224L78 225V226H80V228L81 229H79L78 227H77V229H79V230H77V231H72V229H71V231L72 232H70V229H69V233H67V234H65L64 236H62L61 235V237L59 238V240H61V241H59L60 243H56V244H54L53 245V243L49 246V247H46V246H42V240L40 241V239H41V237L42 236H44L45 235V233L47 232V229H50V227H52V225L51 226H49V228H47L46 230H43V231H45L44 233H43V231H42V229H45L44 228V225H43V228L42 229H40V227H39V229H34L33 228V226H31L30 224H29V226L28 227H26V231L24 230V233H22V235H20V236H18V238H17V240L15 239V237L13 238V239H15V240H10V242H13L12 243V246L11 247H8L7 249H6V245H4L3 244V246H2V244L0 245L1 247H5V250H3V252H2V250H1V252H0V264H91L90 263V261H91V257L92 256H90V257H87V255L85 256V254H86V252L84 253V255H83V251L86 249V247L88 248L89 246L88 245H91V246H97L96 244H97V242H99L103 237H105L106 236V238L108 239V237H107V235H109L110 237H111V235L112 234H114L113 232H114V228H115V226H114V228H113V230H112V228H111V226L109 227V226H106L105 225V223L106 222H102L103 220H102V218L101 219H99L100 217H98V219H93ZM108 217L110 218L111 217V215L109 216L108 215ZM108 217H106V218H108ZM129 217V216H128ZM127 217V218H128ZM187 217H188V215H187ZM241 217V216H240ZM3 218V217H2ZM12 218V217H11ZM28 219H29V217H27ZM31 218V217H30ZM35 218V217H34ZM53 218L54 217H52V218H50V219H52L53 220ZM97 218V217H96ZM108 218V219H109ZM131 218H133L132 217V215H131ZM130 218V219H131ZM142 218V217H141ZM163 218V217H162ZM239 218V217H238ZM5 219V218H4ZM3 219V220H4ZM10 219V218H9ZM8 218L7 219H5L4 221H6L7 222V220H9ZM24 219V218H23ZM27 219V220H28ZM32 219V218H31ZM48 219H49V217H48ZM107 219V220H108ZM135 219V218H134ZM1 220V219H0ZM3 220H1L2 222H3ZM12 220L14 221V219L12 218ZM11 220V221H12ZM27 223L28 222H30V221H27L26 219H24ZM23 220V221H24ZM30 220V219H29ZM34 220V219H33ZM37 220H35V222H38ZM41 220V219H40ZM58 220H59V218H58ZM71 220V219H70ZM75 220V219H74ZM107 220H105V221H107ZM111 220V219H110ZM146 220V219H145ZM148 220V219H147ZM146 220V221H147ZM149 220H151V219H149ZM158 220V219H157ZM161 220V219H160ZM159 220V221H160ZM164 219H162L161 221H160V223L163 221ZM259 220V219H258ZM0 221V222H1ZM56 221V220H55ZM60 221H61V219H60ZM59 221V222H60ZM64 221V222H65ZM73 221V220H72ZM123 221V220H122ZM132 221V220H131ZM159 221H157V222H159ZM5 222V223H6ZM70 222V221H69ZM74 222V221H73ZM73 223V224H77V223ZM112 221H110L109 223H108V225L111 223ZM116 223H117V221H115ZM114 222V223H115ZM119 222V221H118ZM121 222V221H120ZM120 222H119V224H120ZM156 222V223H157ZM167 222V221H166ZM8 223V222H7ZM56 223H57V221H56ZM123 223V222H122ZM147 223H148V221H147ZM241 223V222H240ZM243 223V222H242ZM0 224H2V223H0ZM4 224V223H3ZM2 224V225H3ZM9 224V223H8ZM19 224V223H18ZM24 224H25V222H24ZM23 224V225H24ZM31 224H32V221H31ZM39 224H41L40 222H39ZM39 224H37V226L39 225ZM53 224V223H52ZM66 224V223H65ZM70 224L73 226V224L70 222ZM112 224H113V222H112ZM138 224V223H137ZM4 225H7V224H4ZM3 225V226H4ZM23 225H21L22 226V228H24L25 226H23ZM26 225H28V224H26ZM36 225V224H35ZM46 225H49L48 223H46ZM117 225L118 224H116V227H117ZM167 225V224H166ZM12 226V225H11ZM16 226V225H15ZM40 226V225H39ZM42 226V225H41ZM68 226H70V225H68ZM71 226V227H72ZM130 226V225H129ZM155 226H157V225H155ZM243 226V225H242ZM7 227V226H6ZM5 227V228H6ZM13 227H14V225H13ZM12 227V228H13ZM47 227V226H46ZM67 227V226H66ZM119 227V226H118ZM190 227V226H189ZM76 227H73V229H75ZM16 229V228H15ZM65 229H68V228H65ZM116 229V228H115ZM147 229V228H146ZM154 229V228H153ZM161 229H162V227H161ZM181 229V228H180ZM246 229V228H245ZM1 230H2V228H1ZM9 230V229H8ZM55 230V229H54ZM143 230V229H142ZM158 230V229H157ZM156 230V231H157ZM173 230H172V232H173ZM186 230H187V228H186ZM185 230V231H186ZM3 231V230H2ZM4 231H5V229H4ZM3 231V232H4ZM50 231V230H49ZM160 230H158V232H159ZM175 231V232H176ZM6 232V231H5ZM5 232L3 233L4 235H5ZM14 232V231H13ZM55 232H56V230H55ZM61 232H63V231H61ZM68 232V231H67ZM178 232V231H177ZM176 232V233H177ZM181 232V231H180ZM179 232V233H180ZM184 231H182V233H183ZM190 232V231H189ZM15 233L16 232H14V235H15ZM112 233V234H111ZM115 233H116V230H115ZM161 233V232H160ZM0 234H1V232H0ZM2 234V235H3ZM17 235H18V233H16ZM55 234V233H54ZM54 234H53V236H54ZM59 234V233H58ZM186 234V233H185ZM115 235V234H114ZM161 235V234H160ZM187 235V234H186ZM47 236V235H46ZM174 236V235H173ZM180 236V235H179ZM185 236V235H184ZM189 236V235H188ZM240 236V235H239ZM1 237V236H0ZM3 237V236H2ZM59 237V236H58ZM110 237H109V239H110ZM113 238H116V235L113 237ZM174 238V237H173ZM107 239H103V240H107ZM112 239V238H111ZM177 239V238H176ZM113 240V239H112ZM117 239H115L114 241H116ZM144 240V239H143ZM102 241V240H101ZM9 242V243H10ZM41 242V243H40ZM43 242H44V240H43ZM50 242V241H49ZM56 242V241H55ZM58 242V241H57ZM61 242H62V244H61ZM103 242V241H102ZM111 242V241H110ZM113 242V241H112ZM143 242V241H142ZM100 243V242H99ZM103 243H105V242H103ZM107 243H108V240H107ZM139 243V242H138ZM6 244V243H5ZM8 244V243H7ZM108 244H110V243H108ZM111 244H114V243H111ZM110 244V245H111ZM119 244V243H118ZM46 245V244H45ZM101 245H102V243H101ZM105 245V244H104ZM109 245V246H110ZM130 245V244H129ZM8 246V245H7ZM98 246H100V244L98 245ZM106 246V245H105ZM108 246V247H109ZM184 246V245H183ZM197 246V245H196ZM257 246H259V245H257ZM0 247V248H1ZM101 247V246H100ZM107 247V246H106ZM107 247V248H108ZM236 247V246H235ZM90 248V247H89ZM96 248V247H95ZM94 248V249H95ZM98 248V247H97ZM96 248V250H93V252H96V253H98L99 251H101V249L102 248H98L97 249ZM107 248L105 249V248H103V249H105V250H107ZM144 248V247H143ZM81 249H82V251H81ZM102 249V250H103ZM129 249V248H128ZM175 249V248H174ZM109 250V249H108ZM108 250H107V254H108ZM134 250V249H133ZM140 250H142V249H140ZM145 250V249H144ZM86 251V250H85ZM104 251V250H103ZM128 251H131V250H128ZM135 251V250H134ZM136 251H138L137 250V247H136ZM143 251V250H142ZM141 251V252H142ZM179 251H180V248H179ZM183 251V250H182ZM182 251H181V253H182ZM92 252V251H91ZM92 252V253H93ZM139 252V251H138ZM145 252H147V251H145ZM96 253H95V255L94 256H97L96 255ZM109 253H112V251L111 252H109ZM115 253V252H114ZM114 253H112V254H110L112 257H113V255H115ZM134 253L135 252H133V256H135V257H137L136 255H138V254H136V255H134ZM192 253V252H191ZM224 253V252H223ZM88 254H90V255H93V254H91V253H88ZM103 254H104V252H103ZM106 254V253H105ZM129 254V253H128ZM141 254V253H140ZM139 254V255H140ZM142 254H145L144 253V251L142 252ZM142 254H141V256H142ZM100 256L102 255V254H99ZM118 255V254H117ZM100 256H98V258L100 257ZM109 257V258H112V257ZM244 256V255H243ZM116 257V256H115ZM134 257V258H135ZM140 257V256H139ZM219 257V256H218ZM232 257V256H231ZM114 258V257H113ZM144 258V257H143ZM185 258V257H184ZM138 259V258H137ZM137 259H136V261H137ZM142 259V258H141ZM231 259V258H230ZM115 260V259H114ZM110 261V260H109ZM108 261V262H109ZM140 262H141V260H139ZM145 261V260H144ZM208 261V260H207ZM212 261H214V260H212ZM110 262H112V261H110ZM114 262V261H113ZM118 264V263H117Z\"/></svg>","mask_w":264,"mask_h":264}]
</instances>
